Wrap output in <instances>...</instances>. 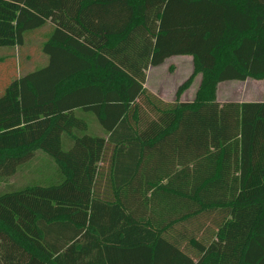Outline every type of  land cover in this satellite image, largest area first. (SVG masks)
Returning <instances> with one entry per match:
<instances>
[{
    "label": "trees",
    "instance_id": "1",
    "mask_svg": "<svg viewBox=\"0 0 264 264\" xmlns=\"http://www.w3.org/2000/svg\"><path fill=\"white\" fill-rule=\"evenodd\" d=\"M30 35L46 64L0 88V264H264V102L215 101L264 80V0H0V49ZM173 57L164 103L143 85Z\"/></svg>",
    "mask_w": 264,
    "mask_h": 264
},
{
    "label": "rangeland",
    "instance_id": "2",
    "mask_svg": "<svg viewBox=\"0 0 264 264\" xmlns=\"http://www.w3.org/2000/svg\"><path fill=\"white\" fill-rule=\"evenodd\" d=\"M42 41L35 35H30L25 39V43L22 48L12 49H0V59L6 60L9 65H0V88L8 82V78L13 77L20 78L27 73H30L37 68L46 64V58L40 53V45ZM9 59L15 61L14 68L10 65ZM190 58L185 57H173L170 58L162 67L158 69H151L149 73L148 85L153 86L155 91H158L160 87L165 90V96L167 101L174 102L175 91H177L178 84L184 83L191 75V62L187 61ZM200 77L196 76L190 87L187 89L188 96L187 101H183V98H179L180 102H192L195 93L199 87ZM185 92V94L187 93ZM193 95V99L192 96ZM215 101L219 104L224 103H243V102H264V80H247L244 83H223L217 86ZM39 158L41 163L39 162ZM42 165L45 170L38 173V181H42L50 175H56L53 169H56L55 163L47 156L40 154L37 156V160L33 163V166L39 167ZM36 175L29 174L27 171H22L16 176L8 180L7 185H12L14 188L23 187L29 181H34ZM41 184V183H37ZM35 184V185H37ZM50 184V182L43 183ZM5 186L0 184V191Z\"/></svg>",
    "mask_w": 264,
    "mask_h": 264
},
{
    "label": "crops",
    "instance_id": "3",
    "mask_svg": "<svg viewBox=\"0 0 264 264\" xmlns=\"http://www.w3.org/2000/svg\"><path fill=\"white\" fill-rule=\"evenodd\" d=\"M185 58H190V60L189 59H187V61L189 62H191V64H190V67H191V71L193 72V66H192V59H191V57H185ZM166 61H168V60H166ZM166 61L164 62V64L166 63ZM164 64H162V65H164ZM162 65L161 66H158V67H155V68H149L148 70H147V72H146V81H145V84L143 85V87L148 91V92H150L152 95H154L155 97H157L159 100H161L162 102H164V103H171V102H169V101H167V99H166V96H165V90L162 88V87H160L159 89H158V91H155V89H153V86H150V85H148V79H149V73H150V70L151 69H158V68H160V67H162ZM192 72H191V74H192ZM191 76V75H190ZM189 76V77H190ZM200 77V76H199ZM188 79V78H187ZM200 80H201V78H200ZM225 83H231V82H225ZM233 83H236V82H233ZM238 83V82H237ZM183 84V83H182ZM223 84V83H222ZM179 85H181V84H178V86ZM199 85H200V83H199ZM199 88V87H198ZM198 90V89H197ZM176 92L177 91H175V94H174V97H176ZM185 92H187V90L185 91ZM185 92L180 96L181 98H183L184 100L183 101H187V97L188 96H190V95H188V92L185 94ZM197 92V91H196ZM196 94V93H195ZM192 96V99H193V95H191ZM194 98H195V96H194ZM194 100V99H193ZM192 100V101H193ZM191 102V101H190ZM238 103V102H237ZM241 103V102H240ZM244 103V102H243Z\"/></svg>",
    "mask_w": 264,
    "mask_h": 264
}]
</instances>
